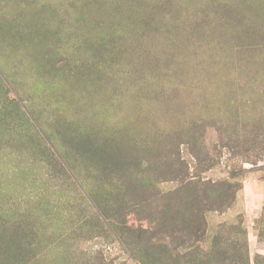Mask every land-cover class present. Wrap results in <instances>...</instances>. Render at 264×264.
Segmentation results:
<instances>
[{
	"label": "rangeland",
	"instance_id": "1",
	"mask_svg": "<svg viewBox=\"0 0 264 264\" xmlns=\"http://www.w3.org/2000/svg\"><path fill=\"white\" fill-rule=\"evenodd\" d=\"M89 133L122 137L114 165ZM159 155L198 179L184 202L155 163L144 191L109 170ZM0 242V264H264V0H0Z\"/></svg>",
	"mask_w": 264,
	"mask_h": 264
},
{
	"label": "trees",
	"instance_id": "2",
	"mask_svg": "<svg viewBox=\"0 0 264 264\" xmlns=\"http://www.w3.org/2000/svg\"><path fill=\"white\" fill-rule=\"evenodd\" d=\"M121 138H118V137H116V138H114V137L112 138L111 137V139L106 138L105 142L102 145H98V140H96V141L93 140L92 136L89 133L87 144H86V152L91 155L90 159H88L89 162L93 161V165L95 164V166L100 167L101 165H103L105 163V161H106L105 157H107L108 158L107 160H109L111 162V164L114 165V161H115V158H116L117 151L121 150V148L123 146V142H122ZM111 147H113L112 150H111ZM134 151H136V148H134ZM140 151L141 152H145V151H148V150L141 149ZM103 152L106 153V154H104ZM141 159H143L142 162L141 161H138L136 163L133 162L131 166L127 167L128 164L124 163V165L122 164L123 167H119L118 169L117 168H113L112 169L111 167H109V170H110L112 175L113 174L115 176L118 175V177H120L119 176L120 171H123L124 175H127V181H125L127 189H130L131 191L135 192L134 189H135L136 185H139V189L144 191L145 189L150 190V188L147 187L148 184L145 183V181L143 180L142 177H140V179L138 180V176L137 175L134 176L133 172H138V174L139 173L142 174L143 171H144L141 168L142 165L146 164V166H147L150 163H155L156 167L158 168V170L153 171L152 179H155V181H157L159 179L160 180L161 179L165 180L169 176L170 180H172V181L177 180L179 182L180 186L177 187V189L173 192V194H175V196H177L179 200L182 199V201L184 202L185 198H183V196H184L183 193L185 194V192H187L188 194H191V193L195 192V191L192 192L191 188L193 186V189L195 190L198 179L196 178L197 179L196 180L195 177H193L194 175H192L190 177L187 176L188 174L185 173V168H186L185 164H183V166H182L184 168V170H182L181 167H179V168L175 167V165L179 162L178 161L179 159L168 160L167 157H166V159H164L161 155L155 156V157L152 156L150 158V159H152L151 162H150L149 158L148 159L145 158L146 159L145 160L144 156H141ZM130 161H131V159L129 160V163H130ZM116 163H117V160H116ZM134 166L138 167L137 171H134V169H133L130 172L129 171L130 168L134 167ZM161 168H164V170H162ZM99 171L100 172L102 171L101 168L98 169V172ZM115 180L118 183H122L121 179H116L115 178ZM121 188H116L115 189V194H114L115 198H117V195H118L119 190ZM151 188L153 189L155 187L151 186ZM154 190L155 189H153V191ZM189 191H191V192H189ZM205 191H206V189H200L201 195H200V198L198 200L199 208H202V210H203V209L207 208L210 205V209L209 210L217 211L218 209H220L221 204H218V203H219V201H223V200H222L221 197H219V194L214 195L213 197L210 198L208 196L209 195H213V194H207L206 195ZM212 191H213V189H212ZM151 196L154 197V198L156 197V195L154 193ZM187 198H189V197H187ZM93 199L95 200V202L96 201L98 202V200L100 199V196L98 194H95L93 196ZM100 215H104V214H102V212L99 211V217H101V219H102V216H100ZM103 218H106V216H103ZM197 230H199V229H197ZM200 231L201 230H199V232ZM1 245H2V243L0 242V246ZM0 254H2V253H0Z\"/></svg>",
	"mask_w": 264,
	"mask_h": 264
}]
</instances>
